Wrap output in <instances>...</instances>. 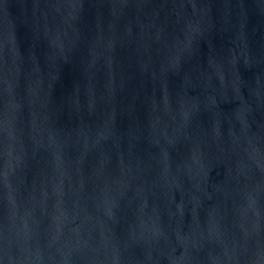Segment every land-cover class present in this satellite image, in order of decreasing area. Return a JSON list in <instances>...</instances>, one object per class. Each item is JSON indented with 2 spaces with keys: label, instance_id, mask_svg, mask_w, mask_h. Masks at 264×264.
Masks as SVG:
<instances>
[{
  "label": "water",
  "instance_id": "obj_1",
  "mask_svg": "<svg viewBox=\"0 0 264 264\" xmlns=\"http://www.w3.org/2000/svg\"><path fill=\"white\" fill-rule=\"evenodd\" d=\"M0 264H264V0H0Z\"/></svg>",
  "mask_w": 264,
  "mask_h": 264
}]
</instances>
